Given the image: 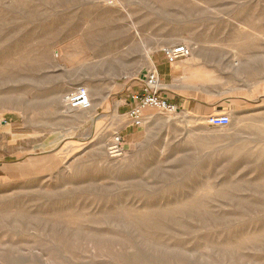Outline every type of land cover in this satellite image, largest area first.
<instances>
[{"label":"rangeland","instance_id":"1","mask_svg":"<svg viewBox=\"0 0 264 264\" xmlns=\"http://www.w3.org/2000/svg\"><path fill=\"white\" fill-rule=\"evenodd\" d=\"M110 1L0 0V264H264V0ZM157 57L178 110L111 156L94 103Z\"/></svg>","mask_w":264,"mask_h":264},{"label":"built area","instance_id":"2","mask_svg":"<svg viewBox=\"0 0 264 264\" xmlns=\"http://www.w3.org/2000/svg\"><path fill=\"white\" fill-rule=\"evenodd\" d=\"M164 54L169 63H174L179 59L189 57L191 48L186 44H179L164 49ZM131 98L134 104L127 112L131 126L140 127L143 125L147 109H156L168 113H174L178 110L177 104L161 95L160 78L157 71H153L147 77L142 85V91L132 94ZM65 100L72 108H88L91 105L89 90L83 85L71 88L67 92ZM229 123L230 116L227 114L215 116L211 120V124L214 126H222ZM107 150L111 156H120L125 152L124 137L121 132L115 133Z\"/></svg>","mask_w":264,"mask_h":264},{"label":"crops","instance_id":"3","mask_svg":"<svg viewBox=\"0 0 264 264\" xmlns=\"http://www.w3.org/2000/svg\"><path fill=\"white\" fill-rule=\"evenodd\" d=\"M155 67L159 73L160 80L165 83L167 81L165 59L157 57L155 60ZM143 82V76L127 78V80L121 84V88L116 94L101 99L99 102H96L97 105L93 102L97 110H103V112L100 113V115L102 114L104 116L103 120L113 124L123 125L124 120L120 118V116L124 115L127 117L128 110L134 104L131 96L134 93H140L142 91ZM168 97L172 99V97ZM130 127L131 125L129 123L122 127L120 132L123 137Z\"/></svg>","mask_w":264,"mask_h":264},{"label":"bare ground","instance_id":"4","mask_svg":"<svg viewBox=\"0 0 264 264\" xmlns=\"http://www.w3.org/2000/svg\"><path fill=\"white\" fill-rule=\"evenodd\" d=\"M107 2H105V3H107V4H110V5H112V4H114V2H111L110 0H106ZM86 87V86H85ZM87 88V87H86ZM67 104V103H66ZM67 106H69L68 104H67ZM70 107V106H69ZM92 107V100H91V105H90V107H88V108H83V109H89V108H91ZM70 108H72V107H70ZM68 111V110H67ZM253 128H257L258 130H261V128L263 127V130H261L262 132H264V122L262 123V122H258V123H254L253 124ZM260 127V128H259ZM264 148V147H263Z\"/></svg>","mask_w":264,"mask_h":264}]
</instances>
